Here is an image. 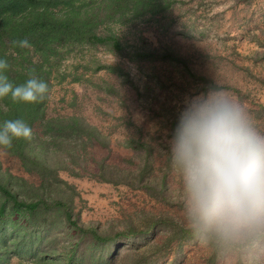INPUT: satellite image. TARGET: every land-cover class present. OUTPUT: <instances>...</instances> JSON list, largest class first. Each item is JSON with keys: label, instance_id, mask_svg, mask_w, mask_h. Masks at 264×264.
<instances>
[{"label": "trees", "instance_id": "1", "mask_svg": "<svg viewBox=\"0 0 264 264\" xmlns=\"http://www.w3.org/2000/svg\"><path fill=\"white\" fill-rule=\"evenodd\" d=\"M178 2L0 0V58L10 65L7 73L10 81L20 85L35 76L48 84V92L38 104L0 98V125L6 120L22 119L32 130L30 140L14 139L11 149L0 151L17 161L19 168L36 182L0 173V264H6L14 256L30 264H154L173 245L178 247L196 239L181 217L168 211L144 218L139 226L129 222L117 231L80 225L69 199H63L69 197L64 196L65 191L59 186L65 183L60 172L145 190L149 196L167 201L172 185L167 155L156 166V158L161 156L159 149L142 140L138 128L133 134L139 137L129 135L126 139L125 146L131 155L125 164L110 163L108 155L101 158L95 155L105 150L110 154L112 150L111 141L97 126L77 115L47 116L52 87L74 82L120 98L123 104L130 89L139 106H145L153 115H162L164 124L172 131L179 115L174 98L197 81L204 82L206 89L215 84L197 76L170 49L148 48L143 44L129 46L114 30L150 21L160 24ZM24 39L31 47L21 48L14 43ZM99 47L122 61L106 64L87 57V51ZM156 65L165 68L156 71ZM98 74L108 79L92 81L91 77ZM170 85L174 86L173 95L168 99V95L161 97V92ZM14 186L20 190H14ZM62 230L70 234L73 243L58 251L57 243L65 234L52 238L50 233ZM148 235L152 240L147 243L152 249L149 257L137 251L139 244L124 247L126 242ZM206 246L209 253L204 264H216L219 257L228 254L241 258L247 251ZM247 252L252 255V264H264V247Z\"/></svg>", "mask_w": 264, "mask_h": 264}, {"label": "rangeland", "instance_id": "2", "mask_svg": "<svg viewBox=\"0 0 264 264\" xmlns=\"http://www.w3.org/2000/svg\"><path fill=\"white\" fill-rule=\"evenodd\" d=\"M114 31L129 46L143 44L148 48L170 49L185 60L197 76L214 84L219 82L264 128V0H179L172 13L162 18L160 24L150 21L116 27ZM86 53L87 57L106 64L122 61L102 47ZM126 65L134 71L130 64ZM164 68L156 65V71ZM91 79L99 82L108 77L98 74ZM205 85L197 81L174 98L178 113L187 99L208 90ZM173 87L170 85L161 92V97L168 95L167 99L170 98L174 93ZM126 93L123 104L120 98L106 95L87 84L64 82L52 87L47 116L77 115L97 126L111 141L112 150L110 154L105 150L95 155L97 158L108 155L110 163L120 165H124L131 155L130 149L125 146L127 137H139V134L133 133L140 128L142 140L159 149L161 156L156 158L158 166L166 158L172 131L168 124H164L162 115L149 113L145 106L141 108L130 89ZM5 172L36 183L34 177L19 168L17 161L0 151V173ZM156 174L160 175L161 171ZM168 177L172 185H169L171 196L167 201H161L159 196L153 198L145 190L99 182L87 175L70 176L64 171L60 172V178L66 185L59 186L65 191L64 196L69 197L63 199H69L73 216L80 225L117 231L129 222L139 226L144 218L160 211H168V214L183 220L178 182L172 172ZM13 189L20 190L16 186ZM59 233L65 234L62 230L50 235L53 238ZM148 242H152L151 235L128 241L124 247L139 244L137 251H143L149 257L152 249ZM72 243L73 239L66 233L57 243V250L62 251ZM168 252L154 264H204L209 250L206 244L192 239L178 247L173 245ZM240 256H221L216 264H238V259H241L240 264H252L251 253L246 251ZM6 264L30 263L14 256Z\"/></svg>", "mask_w": 264, "mask_h": 264}, {"label": "clouds", "instance_id": "3", "mask_svg": "<svg viewBox=\"0 0 264 264\" xmlns=\"http://www.w3.org/2000/svg\"><path fill=\"white\" fill-rule=\"evenodd\" d=\"M14 43L31 47L27 39ZM9 68L0 58V98L43 101L44 80L30 76L14 85ZM31 137L24 120H6L0 125V150ZM167 159L179 185L184 226L193 237L220 250L264 247V128L219 82L185 101Z\"/></svg>", "mask_w": 264, "mask_h": 264}]
</instances>
